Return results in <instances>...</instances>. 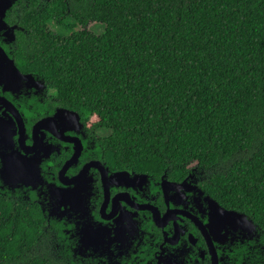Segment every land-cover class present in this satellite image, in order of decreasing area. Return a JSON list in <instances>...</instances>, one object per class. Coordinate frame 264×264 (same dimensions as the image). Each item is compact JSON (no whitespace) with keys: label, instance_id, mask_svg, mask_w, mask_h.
Here are the masks:
<instances>
[{"label":"trees","instance_id":"1","mask_svg":"<svg viewBox=\"0 0 264 264\" xmlns=\"http://www.w3.org/2000/svg\"><path fill=\"white\" fill-rule=\"evenodd\" d=\"M20 24L17 68L102 130L109 165L195 163L220 205L264 229V0H51ZM44 226L36 203L0 194V264H65Z\"/></svg>","mask_w":264,"mask_h":264},{"label":"flooded vegetation","instance_id":"2","mask_svg":"<svg viewBox=\"0 0 264 264\" xmlns=\"http://www.w3.org/2000/svg\"><path fill=\"white\" fill-rule=\"evenodd\" d=\"M50 1L12 0L5 11L3 20L7 28L3 32L7 35H0V49L16 68L14 52L18 41L28 36L20 24L24 10L39 11ZM20 83L24 85L20 92H4L3 96L19 113L24 134H29L31 126L46 116L55 114L53 118L59 125L57 135L51 136L56 149L42 166L43 178L60 186L61 169L65 180L81 171L86 173L78 181L83 185L77 187L78 195L76 191L72 199L53 207L47 204L41 209L36 190L28 187L6 195L38 205L45 222L43 230L49 231L51 250L58 261L264 264V229L256 226V231L248 237L245 225L237 220L227 221L215 204L225 210L234 209L223 207L205 190L206 173L195 163L186 165L179 176L168 167L153 173L127 166L112 167L100 144L102 130L90 131L79 118L78 123L61 122L57 118L58 108L70 109L56 104L42 80L33 77ZM9 114L13 115L8 109ZM67 161H70L68 167ZM135 175L143 176L135 178Z\"/></svg>","mask_w":264,"mask_h":264},{"label":"water","instance_id":"3","mask_svg":"<svg viewBox=\"0 0 264 264\" xmlns=\"http://www.w3.org/2000/svg\"><path fill=\"white\" fill-rule=\"evenodd\" d=\"M12 0H0V35H7L6 25L3 20L5 11L9 8ZM13 37V35H12ZM13 39V38H12ZM33 74H21L11 58L0 49V194L6 196L12 191L21 187H28L36 190V197L41 209L48 204L49 207L55 206L57 203H64L69 198H73L74 192L79 191L77 187L83 186L80 179L86 175L85 171H81L78 176L65 180L62 177V169L59 173L61 185L56 186L53 182H48L43 177L42 166L53 150L56 149L54 140L51 138L57 135L58 121L55 116H46L31 126L29 134H24L23 124L18 116L16 109L11 107L9 100L3 96L4 92L18 93L22 90L20 81L22 79L42 80ZM44 82V81H43ZM45 86V83H44ZM20 107L23 105L20 102ZM13 113L7 115V110ZM57 118L63 122H77L78 114L71 110L58 108ZM69 115V116H68ZM61 138V135L59 134ZM74 155H72V158ZM70 165V161H67ZM64 166V170L66 169ZM143 175H135V178ZM43 199L47 200L43 202ZM20 202L28 203L24 200ZM60 205V204H59ZM56 208H58V206ZM227 221H239L240 224L246 226L245 231L248 237L256 231V224L250 220L245 214L235 210H225L219 208ZM54 208V209H56ZM52 209V210H54ZM258 227V226H257Z\"/></svg>","mask_w":264,"mask_h":264},{"label":"rangeland","instance_id":"4","mask_svg":"<svg viewBox=\"0 0 264 264\" xmlns=\"http://www.w3.org/2000/svg\"><path fill=\"white\" fill-rule=\"evenodd\" d=\"M52 31H56V28L53 26L49 27ZM87 29L94 34H99L103 30V25L99 23H90L87 27Z\"/></svg>","mask_w":264,"mask_h":264},{"label":"snow or ice","instance_id":"5","mask_svg":"<svg viewBox=\"0 0 264 264\" xmlns=\"http://www.w3.org/2000/svg\"><path fill=\"white\" fill-rule=\"evenodd\" d=\"M4 233H3V230H0V236H2Z\"/></svg>","mask_w":264,"mask_h":264}]
</instances>
